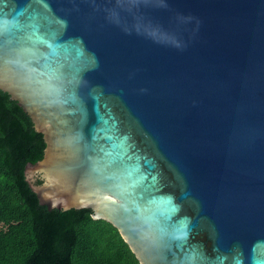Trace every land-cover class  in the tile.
I'll use <instances>...</instances> for the list:
<instances>
[{"label":"water","instance_id":"95a60500","mask_svg":"<svg viewBox=\"0 0 264 264\" xmlns=\"http://www.w3.org/2000/svg\"><path fill=\"white\" fill-rule=\"evenodd\" d=\"M0 90L49 211L140 264H264V0H0Z\"/></svg>","mask_w":264,"mask_h":264},{"label":"trees","instance_id":"16d2710c","mask_svg":"<svg viewBox=\"0 0 264 264\" xmlns=\"http://www.w3.org/2000/svg\"><path fill=\"white\" fill-rule=\"evenodd\" d=\"M45 148L30 116L0 90V264H140L118 229L91 210L40 205L25 169Z\"/></svg>","mask_w":264,"mask_h":264}]
</instances>
